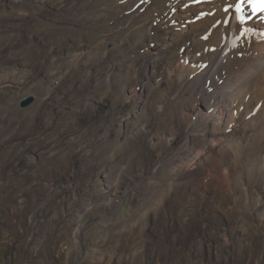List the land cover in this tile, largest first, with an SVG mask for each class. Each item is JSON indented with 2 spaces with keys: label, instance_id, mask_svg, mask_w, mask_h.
<instances>
[{
  "label": "rangeland",
  "instance_id": "1",
  "mask_svg": "<svg viewBox=\"0 0 264 264\" xmlns=\"http://www.w3.org/2000/svg\"><path fill=\"white\" fill-rule=\"evenodd\" d=\"M82 5L0 0V264H264V219L248 217L251 229L237 239L232 199L220 196L221 208L209 199L211 179H223L224 166L202 176L208 192H200L185 218L177 215L185 187L178 185L181 159L169 158L184 149V160L194 163L197 144L220 146L209 145L212 136H197L199 128L186 137L177 126L173 139L167 132L156 138L157 118L167 110L159 106L148 107L147 129L127 139L137 109L118 93L113 103L104 95L100 83L109 72L97 67L99 60L84 68L91 59L85 62L79 48L70 61L76 42L70 32L88 28ZM142 90L136 87L138 95ZM28 96L32 102L21 107ZM184 139L191 143L173 145Z\"/></svg>",
  "mask_w": 264,
  "mask_h": 264
},
{
  "label": "bare ground",
  "instance_id": "2",
  "mask_svg": "<svg viewBox=\"0 0 264 264\" xmlns=\"http://www.w3.org/2000/svg\"><path fill=\"white\" fill-rule=\"evenodd\" d=\"M81 2L84 9L81 7L83 10L78 11L88 28L70 30V42H77L72 45L75 53L70 61L81 51L79 48L83 49L84 61L91 59L85 61L84 68L99 60L97 67L109 72L100 83L104 95L113 103V95L116 93L117 100L118 93L130 103L125 106L134 105L130 107L137 109L131 116L133 128L131 133L126 132L127 139L147 129L148 107L156 106L167 109L157 118L153 130L156 138L167 132L173 133V139L177 126L185 130L184 135L187 132L186 137L197 128L200 129L197 136H212L213 139H208L209 145L220 149L206 150L197 144L194 163L192 159L184 160L187 151L182 149L191 142L185 139L180 145L179 140L172 142L182 150L175 151L168 162L181 159L177 165L178 185L185 187L182 200L178 199L177 215L185 218L193 202L202 199L200 192L203 196L208 192L205 183V189L201 188L202 176L207 177V171L222 172L224 166L227 177L211 179L213 195L208 197L218 208L223 204L220 196L232 199V208L228 211L235 220L230 226L239 229L235 233L237 239L245 240L251 229L248 217L264 219V36L259 33V29H264V22L252 18L241 23L232 17L224 24L235 0ZM86 53H89L87 58ZM136 87L143 88V95L137 94ZM177 106H187V111L179 113ZM125 110L121 108L122 113ZM204 123H213V126L205 127ZM137 125H141L139 131L135 128ZM168 141L159 139L165 147L171 145ZM125 168L120 169L119 175ZM119 175L113 179V187ZM251 175V183L246 188L244 178L249 180ZM229 180H234L233 184ZM227 187L236 192L230 195ZM192 194L194 199L190 200ZM248 199L251 203L244 208Z\"/></svg>",
  "mask_w": 264,
  "mask_h": 264
},
{
  "label": "water",
  "instance_id": "3",
  "mask_svg": "<svg viewBox=\"0 0 264 264\" xmlns=\"http://www.w3.org/2000/svg\"><path fill=\"white\" fill-rule=\"evenodd\" d=\"M31 102H32V97L28 96L24 100L20 101V106L25 107V106L29 105Z\"/></svg>",
  "mask_w": 264,
  "mask_h": 264
},
{
  "label": "snow or ice",
  "instance_id": "4",
  "mask_svg": "<svg viewBox=\"0 0 264 264\" xmlns=\"http://www.w3.org/2000/svg\"><path fill=\"white\" fill-rule=\"evenodd\" d=\"M236 11H237V13H241V5L240 4H238L237 6H236ZM238 21L239 22H241V23H243V16H242V13L240 14V15H238Z\"/></svg>",
  "mask_w": 264,
  "mask_h": 264
}]
</instances>
